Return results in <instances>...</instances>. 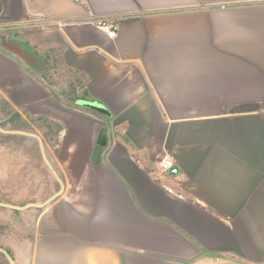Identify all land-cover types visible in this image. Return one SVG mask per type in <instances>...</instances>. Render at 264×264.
Returning a JSON list of instances; mask_svg holds the SVG:
<instances>
[{"label": "crops", "instance_id": "crops-1", "mask_svg": "<svg viewBox=\"0 0 264 264\" xmlns=\"http://www.w3.org/2000/svg\"><path fill=\"white\" fill-rule=\"evenodd\" d=\"M2 102L46 120L64 181L11 207L14 264H264V0H0Z\"/></svg>", "mask_w": 264, "mask_h": 264}, {"label": "rangeland", "instance_id": "rangeland-1", "mask_svg": "<svg viewBox=\"0 0 264 264\" xmlns=\"http://www.w3.org/2000/svg\"><path fill=\"white\" fill-rule=\"evenodd\" d=\"M39 69L45 76V63ZM22 114L21 129L14 128L8 115H0V264H14L8 245L14 241L15 229H29L30 218L21 223L19 212L11 207L44 203L60 192L64 182L58 173L55 142L47 138L50 129L45 122L31 119L35 117L31 111L23 108Z\"/></svg>", "mask_w": 264, "mask_h": 264}, {"label": "built area", "instance_id": "built-area-1", "mask_svg": "<svg viewBox=\"0 0 264 264\" xmlns=\"http://www.w3.org/2000/svg\"><path fill=\"white\" fill-rule=\"evenodd\" d=\"M74 2H80L82 0H72ZM96 25L104 30L110 38L117 37L118 28L115 25V22L110 19H99L96 22ZM159 169L162 173L168 175H178L180 173V167L177 161L172 156L163 157L158 163Z\"/></svg>", "mask_w": 264, "mask_h": 264}, {"label": "water", "instance_id": "water-1", "mask_svg": "<svg viewBox=\"0 0 264 264\" xmlns=\"http://www.w3.org/2000/svg\"><path fill=\"white\" fill-rule=\"evenodd\" d=\"M80 105L84 106L90 110L95 111L96 113H99L101 115L105 116H111V112L107 110L104 106H102L100 103L97 102H89V101H80ZM109 145V138L106 135V131H103V134L99 140L98 145L96 146L93 157H92V163L94 165H99L102 161V155Z\"/></svg>", "mask_w": 264, "mask_h": 264}, {"label": "trees", "instance_id": "trees-1", "mask_svg": "<svg viewBox=\"0 0 264 264\" xmlns=\"http://www.w3.org/2000/svg\"><path fill=\"white\" fill-rule=\"evenodd\" d=\"M257 107L255 106H242V107H237L236 109H233L232 112H246V111H253L257 110ZM1 112L5 115L9 116V122L12 123L15 129H21L22 127L18 125V122H22L24 120L23 116L18 113L14 112L13 110H10L6 107V104L4 102L1 103ZM37 121H43L46 123V120L44 118H38ZM51 130L54 129L55 131L60 130V125L56 124L54 126H50ZM7 253L13 258L12 253L7 250Z\"/></svg>", "mask_w": 264, "mask_h": 264}]
</instances>
